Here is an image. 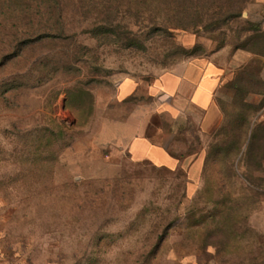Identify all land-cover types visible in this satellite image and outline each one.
Masks as SVG:
<instances>
[{
  "label": "rangeland",
  "instance_id": "1",
  "mask_svg": "<svg viewBox=\"0 0 264 264\" xmlns=\"http://www.w3.org/2000/svg\"><path fill=\"white\" fill-rule=\"evenodd\" d=\"M263 68L264 0H0V264H264Z\"/></svg>",
  "mask_w": 264,
  "mask_h": 264
},
{
  "label": "crops",
  "instance_id": "2",
  "mask_svg": "<svg viewBox=\"0 0 264 264\" xmlns=\"http://www.w3.org/2000/svg\"><path fill=\"white\" fill-rule=\"evenodd\" d=\"M262 77L264 78V68ZM221 81V67L211 60L198 58L181 73L162 74L154 81L151 92L158 95L162 105L167 106V114L170 116L188 108L196 109L202 113L200 124L210 126L213 123L211 112L215 110L213 102ZM144 128L145 126L140 128L141 131H144ZM203 130L209 129L203 127ZM143 135H136L131 141V153L137 159L148 156L152 148L151 141Z\"/></svg>",
  "mask_w": 264,
  "mask_h": 264
}]
</instances>
